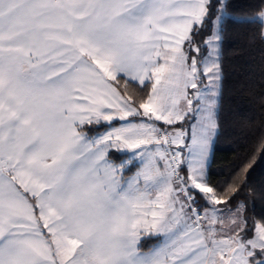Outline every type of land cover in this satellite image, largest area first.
<instances>
[{"label":"snow or ice","instance_id":"1","mask_svg":"<svg viewBox=\"0 0 264 264\" xmlns=\"http://www.w3.org/2000/svg\"><path fill=\"white\" fill-rule=\"evenodd\" d=\"M217 3L214 14L212 0H0V264H264V222L248 229L243 205L225 218L207 174ZM255 17L264 40V7ZM207 23L204 56L194 36ZM189 112L190 143L164 127Z\"/></svg>","mask_w":264,"mask_h":264},{"label":"trees","instance_id":"2","mask_svg":"<svg viewBox=\"0 0 264 264\" xmlns=\"http://www.w3.org/2000/svg\"><path fill=\"white\" fill-rule=\"evenodd\" d=\"M223 2L226 14L221 21L219 129L213 142L207 174L210 184L226 200L225 204L218 206L234 210L243 205V217L248 229H252L255 223L264 222V40L258 35L255 17L257 9L264 7V0ZM212 4L215 14L219 4L217 0H212ZM212 27L211 23H207L194 36L204 56L208 49L203 46V40L211 34ZM130 88L137 95L143 94L144 90L138 82L130 83ZM103 130L93 127L90 134ZM110 156L116 163L127 157L114 150ZM136 166L134 164L124 175L131 174ZM183 172L185 175L186 168ZM234 181L239 185L238 191L225 195V190ZM196 198L200 203V196ZM252 234L251 231L244 233L246 238ZM152 243L155 241L145 239V249Z\"/></svg>","mask_w":264,"mask_h":264},{"label":"rangeland","instance_id":"3","mask_svg":"<svg viewBox=\"0 0 264 264\" xmlns=\"http://www.w3.org/2000/svg\"><path fill=\"white\" fill-rule=\"evenodd\" d=\"M203 83L204 84H207V80L205 79L204 81H203ZM188 92H189V95L191 96V94L194 92V90L193 89H189L188 90ZM196 107V102L194 101L193 102V108H195ZM131 119V118H130ZM196 119H197V117H196V113H194V112H189L188 113V115L185 117V120L184 121H181V122H178L175 126H174V128L172 127V126H164V127H167L168 128V130L169 131H173V130H179V129H181V128H183L184 130H186L187 131V133H188V136H187V142H189L190 143V140H191V130H192V125H194V124H196ZM214 139H215V137H214ZM213 142H214V140H213ZM182 147V146H181ZM212 153H213V144H212V148H211V152H210V155H209V160H208V164H207V169H208V165H209V163H210V161H211V158H212ZM184 154L186 155L187 154V150L186 149H184ZM126 159V158H125ZM135 164H138V162L137 163H135ZM133 166H130V167H128L126 170H129L130 168H132ZM125 170V171H126ZM186 172H187V170H186ZM184 173V172H183ZM235 211H236V209H234ZM234 211V212H235ZM224 215V214H223ZM242 215H243V213H242ZM225 216V218H227L229 215L228 214H225L224 215Z\"/></svg>","mask_w":264,"mask_h":264},{"label":"crops","instance_id":"4","mask_svg":"<svg viewBox=\"0 0 264 264\" xmlns=\"http://www.w3.org/2000/svg\"><path fill=\"white\" fill-rule=\"evenodd\" d=\"M119 121H117V123L115 124L116 126H119ZM126 159H127V157H126ZM138 167H139V165L137 164V166L136 167H134L133 169V172L131 173V174H128L127 176H125V177H129V176H131V175H133L137 170H138ZM200 200V203L199 204H205V202H204V200H202V199H199ZM217 207H219V208H221V209H224L225 211L223 212V214L225 215V214H228V215H230V213L227 211L229 208H225V207H220V206H217ZM231 211L232 212H234L235 210H233V209H231ZM201 213H203V209H201ZM153 244V243H152ZM151 244V245H152Z\"/></svg>","mask_w":264,"mask_h":264},{"label":"built area","instance_id":"5","mask_svg":"<svg viewBox=\"0 0 264 264\" xmlns=\"http://www.w3.org/2000/svg\"><path fill=\"white\" fill-rule=\"evenodd\" d=\"M175 147H176V146H175V145H173V149H174V150H175ZM181 174H182V175H184V173H183V172H182ZM196 199H197V198H196ZM198 205H199V203H198Z\"/></svg>","mask_w":264,"mask_h":264}]
</instances>
